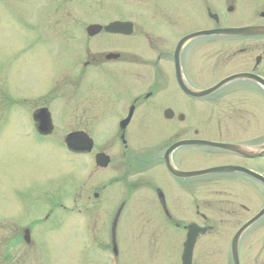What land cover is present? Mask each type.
Returning <instances> with one entry per match:
<instances>
[{
	"label": "flooded vegetation",
	"instance_id": "1",
	"mask_svg": "<svg viewBox=\"0 0 264 264\" xmlns=\"http://www.w3.org/2000/svg\"><path fill=\"white\" fill-rule=\"evenodd\" d=\"M223 1L236 3V0ZM70 2L76 5L66 8L69 10V7L74 6L75 14L66 13L60 18L48 14L44 16L39 30L40 25L32 27L31 41L34 49L38 50L39 61L43 60L49 64L47 69L43 70L44 73L40 72L42 65L45 66L46 63L37 65L33 82L40 80L42 86L24 102V105H29V110L24 113L36 119L37 128L38 119L47 115L52 119L97 118V155L103 153L110 159L107 167L97 165V193L94 194V200L97 199V216L101 215L102 211L108 213L110 217L114 215V222L108 223L109 234H105L104 238H97V257L104 260L102 264H107L108 258L121 257L119 227L128 205L127 200L117 203L118 198L113 194L116 183L126 185L134 181L133 173L137 168L146 167L153 172L159 167L165 168L167 172L165 154L172 144L182 139L203 138L200 137L203 135L201 129L190 123L192 113L198 116L197 99L188 96L182 90L181 80L183 79L191 88L207 89L236 73L247 72L264 77V39L239 38L226 42L218 54V60L211 64L212 66L198 69L199 52L205 54L209 50L204 44H199L208 41L186 44L179 54V63L177 49L182 38L213 27V0H92L94 8L92 21L87 20L84 14L85 0ZM256 2L262 7L258 11V16L264 18V2L261 3L260 0ZM50 7L49 10L54 11L57 6ZM197 7L201 10L197 11ZM114 22L130 23L131 30H107L106 28ZM91 24L101 26L94 36L87 32V27ZM254 25H264V19H260ZM236 60H240L243 69L240 68L219 79L217 76L221 74L222 62ZM203 73L204 75L216 73L215 78L219 80L203 88L201 87L204 82L201 80ZM237 84L224 95L230 96L225 105L227 104L231 112L221 110L217 113L215 108L202 112L207 113V117L210 118L207 125L204 124L208 128L206 134L212 136L208 139L217 141L232 135L233 142L247 143L249 147L255 148L264 139L260 136L244 139L243 136L245 125L249 123L250 126L257 118L255 112L258 111L260 104L255 95L262 94V88L251 80L240 81ZM239 93H242V96H238ZM209 101L210 105L215 104L214 101ZM233 101L237 102V108H234ZM157 118H162L163 123L167 124L162 127L167 128L164 132L154 120ZM181 123L185 125L181 126ZM54 134L55 131L48 136L40 135L48 138ZM188 135L191 136L187 137ZM159 147L161 149H158ZM187 150L182 155L180 150L174 152L172 158L178 168L182 162L190 165L192 157H196L190 149ZM206 153L205 156L210 163L219 161L220 163L216 165H238L255 171H258L257 166L264 159L244 158L217 151ZM138 173H140L138 177L144 176L141 171ZM222 176L224 177L208 176L206 182L213 184L224 181L225 178ZM237 176L243 178V180L238 178L239 180L246 181L245 175ZM141 181L146 182L147 179ZM175 181L178 182L180 189L184 184V188L192 192L193 185L189 186L187 180ZM248 182L251 183V180ZM159 189L156 186L154 191L164 214L173 220L169 201L165 203L168 197ZM214 195L215 193L210 190L209 198L206 200V212L201 210L195 198L193 214L197 218L200 216L201 222L197 219L187 220L183 224L176 222V227L181 229L192 222H197L203 227H208L207 235H211L221 228L233 225L239 227L244 224L246 213L251 212L250 205H261L258 211L264 207L262 197L257 192L245 194L239 190H226L218 193L221 196L219 200H216L214 197L217 196ZM88 198L92 200L91 196ZM258 225H262L264 229V218ZM230 242L223 264H234L229 249ZM252 243L253 241L248 249L246 239L240 242L239 264H264V257L261 261L251 256L255 245Z\"/></svg>",
	"mask_w": 264,
	"mask_h": 264
},
{
	"label": "rangeland",
	"instance_id": "2",
	"mask_svg": "<svg viewBox=\"0 0 264 264\" xmlns=\"http://www.w3.org/2000/svg\"><path fill=\"white\" fill-rule=\"evenodd\" d=\"M2 1L0 0V2ZM56 1L58 4H54H61V6L55 7V10L52 11L51 15H54V17L60 18L66 13H76L73 12L74 6L69 7V10H67L66 7L70 6L69 0ZM254 1L242 0L240 7L245 10H238L236 14L225 16L227 11L225 2L213 0L214 12L220 15L224 27L238 26L248 22L255 23L257 18L252 20L251 15L248 16V13L254 8ZM30 2L29 13L39 12L38 9L41 8L40 0H10V5L12 7V4H15L16 8L14 10L27 11ZM260 2L263 3L264 0H260ZM89 4L92 5V2H86V16L93 15L94 8L89 7ZM3 7L0 3V86H2L0 95L1 93L5 95L8 92L13 95V85L20 86L22 81L26 79V83H30L32 81L29 80L30 76H35V69L38 64L37 49H32L28 37L27 39L23 37L21 47L22 42L16 38V34L21 29L20 23L12 15V10L8 9L7 5L4 9ZM200 10L201 8L197 7V11ZM213 43L216 45L212 44L211 47L214 45L216 49L221 45L219 42ZM228 46L236 47L230 44ZM198 59L197 67L201 69L203 62L199 63ZM212 60H214V57ZM212 60L210 58L206 61L202 56L200 61H205L206 65H210ZM222 63L221 74H218V78L240 70V68L243 69L240 60L229 63L223 61ZM215 75L216 73L206 75L203 73L201 80L204 82L201 85L207 87L219 80L215 78ZM214 78L215 80L212 81ZM30 85L32 86L30 87ZM30 85L22 88L24 91L23 99L28 98L30 91L34 93L35 90L40 89L42 82L37 80L36 83ZM224 95L219 94L213 98V101L216 100L214 101V107L218 109L215 111L217 113L221 110L231 112L227 104L225 105L230 96L224 97ZM238 96H242V93ZM256 97L261 105H258L257 112L251 106L253 112L257 113V118L252 122L250 121V126L249 123L245 125L243 136L245 139L258 136L264 139V94L258 95L257 93ZM4 99L3 96L0 97V262L8 259L15 261L17 264H102L103 260L97 259V251L92 253L88 250L87 241L89 237L85 222L82 220L85 219L86 222L90 220L91 227L88 232L90 237L95 238L96 241L97 237L101 239L104 238L105 234H109L110 216L103 211L101 215L97 216V200L93 199L94 192H97V167L94 160L95 153H97V144L92 154L75 157H70L65 150H60L62 147L59 148L58 145H42L41 148H32L33 145L27 147L34 140L31 136L26 139L25 144L23 142L26 128L31 126L30 122H25L27 121L26 117H28L24 113L25 107L17 110L18 113L16 114L15 109L7 103L6 99L5 103ZM233 106L234 108L238 107L236 101H233ZM208 107L209 103L205 100L204 102H198V116L196 113H192V116H190L192 126L204 127V124L207 125L210 118L207 117V113L202 114V112L208 111ZM154 120L158 122L160 128L167 126L166 123H163L162 118ZM55 121L57 129L55 133L57 134L52 139L57 138V142H61L62 133L70 129H84L88 133L91 132L97 141V118H55ZM226 121L225 119L224 122ZM214 123H216V119ZM184 125L181 123V126ZM165 129L167 128H162V131L164 132ZM202 131L206 134L208 132L207 126L202 128ZM161 137L162 135L159 136V138ZM184 137L183 135L182 138ZM184 153V151L180 152L181 155ZM191 153L196 157H192V161L189 162L190 165H185L184 162L179 164V168L183 171L197 170L209 167L211 163V165L216 163V161L209 163L204 158L206 153L204 149L194 148ZM259 166L264 168V160ZM138 176H140V173L135 171L133 179L139 180L140 177ZM238 178L243 180L241 177ZM238 178H225L224 185L236 187L242 193L247 194L250 190L249 186L248 189L246 183ZM144 179L154 182H143L145 188L139 189L140 194L135 193L129 185L119 186L117 184L113 187V194L118 198L117 203L124 200L128 201L119 228V230L121 229L119 238L122 250L119 263L177 264L179 259L178 239L181 237V240H184V231L180 232L166 218L154 188L158 186L163 189L176 220L183 221L184 218L186 220L196 218L193 214L194 198L189 196L190 191H186V194L183 193L174 178L164 168H155L153 172H148ZM132 185H135V183ZM195 190H197L195 196L199 199L200 197H206L207 189L204 185L198 186ZM201 190L202 194L199 193ZM255 190L259 192L258 188H255ZM260 192L264 203L263 186H261ZM73 195L75 197L74 208L72 207L75 209L73 210L74 213L71 214L70 209H68L69 213L57 212L48 220L34 226L32 244L25 245L23 241L25 227L21 226H31L37 219L46 218L50 213L46 211L48 202L63 200L64 204L70 202L71 205L69 204V206H72L73 202L69 199V196ZM79 196H81V199L77 198ZM89 196L92 197V200H89ZM46 201H48L47 204H45ZM77 207L85 210L78 214ZM250 207L251 212L246 216V219L252 216L256 210L258 211L261 205L254 204ZM260 228L259 231L254 229L256 231L251 232L252 235H249V239H257L254 237L255 234H261V238H263L264 229L263 227ZM236 230L232 226L222 229L220 234L222 238L217 239L213 244L208 238H202L199 242L194 264H212L211 262L222 264L228 250L229 240L233 238ZM261 244L262 241L256 244L253 250L255 251L253 255L258 260ZM247 248L249 249V247ZM263 252V250L260 251L264 254Z\"/></svg>",
	"mask_w": 264,
	"mask_h": 264
},
{
	"label": "water",
	"instance_id": "3",
	"mask_svg": "<svg viewBox=\"0 0 264 264\" xmlns=\"http://www.w3.org/2000/svg\"><path fill=\"white\" fill-rule=\"evenodd\" d=\"M113 29V28H112ZM97 31L96 26H91L89 28V32L95 33ZM214 34H220V35H251V34H264V27H248V28H241V29H218V30H213V31H207V32H202L198 34H194L191 37H198L202 35H214ZM190 38H186L182 41V43H185L187 40ZM239 77H245L244 75L239 76ZM238 78V77H237ZM234 79V78H233ZM229 80H226L222 82L221 84L215 86L214 88L207 90V91H201V92H192L187 90L184 85L183 87L187 92H189L191 95L195 97H203L206 95H209L213 93L214 91L218 90L221 86H223L225 83H227ZM42 124H43V131L45 133H49L52 129L51 127V121L48 116L43 117L42 119ZM68 143L71 148L77 150V151H91L93 149V141L88 137L87 134L83 132H78L70 135L68 139ZM187 144H197V145H203V146H209V147H215V148H220L223 150L231 151V152H236V153H244L241 149L240 146L237 145H231V144H219V143H212V142H206V141H185L180 144H177L175 147L179 145H187ZM174 147V148H175ZM173 148V149H174ZM169 169L172 172L173 175L178 176V175H201V174H206V173H213V172H228V171H234L236 168L233 167H218L214 168L211 170L207 171H200V172H193L190 174H185V173H179L177 172L171 165H169ZM249 225V224H248ZM247 225V226H248ZM245 226L242 230L239 231L237 234L236 238L233 241V254L234 256L237 255V240L239 236L243 233L244 229L247 227ZM190 232L188 235V241L185 245V254H184V259H183V264H192V255H193V248L196 242L197 235L200 231V229L196 226L193 225L190 228ZM26 239L29 240V236H26Z\"/></svg>",
	"mask_w": 264,
	"mask_h": 264
}]
</instances>
